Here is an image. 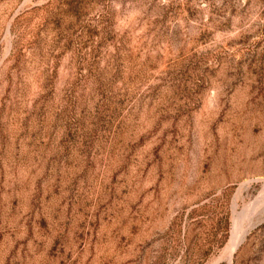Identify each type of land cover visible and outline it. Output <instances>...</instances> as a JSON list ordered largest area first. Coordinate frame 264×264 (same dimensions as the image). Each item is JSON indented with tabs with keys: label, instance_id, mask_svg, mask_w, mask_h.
Returning a JSON list of instances; mask_svg holds the SVG:
<instances>
[{
	"label": "rangeland",
	"instance_id": "1",
	"mask_svg": "<svg viewBox=\"0 0 264 264\" xmlns=\"http://www.w3.org/2000/svg\"><path fill=\"white\" fill-rule=\"evenodd\" d=\"M263 213L264 0H0V264H264Z\"/></svg>",
	"mask_w": 264,
	"mask_h": 264
},
{
	"label": "bare ground",
	"instance_id": "2",
	"mask_svg": "<svg viewBox=\"0 0 264 264\" xmlns=\"http://www.w3.org/2000/svg\"><path fill=\"white\" fill-rule=\"evenodd\" d=\"M260 200V199H259ZM261 200H262V198H261ZM250 210V209H249ZM253 212V211H252ZM254 212H255V210H254ZM257 212V211H256ZM251 213V212H250ZM260 213V212H259ZM256 214V213H255ZM248 215H250V214H248ZM252 215H253V213H252ZM258 213H257V218H258ZM262 215V214H261ZM263 215H264V213H263ZM253 217V216H252ZM255 218V217H254ZM257 218H255L256 220V222H258V219ZM260 218L262 219V217L260 216ZM246 220V219H245ZM250 220H251V218H250ZM255 221H254V225H255ZM240 222V221H239ZM250 223H251V221H250ZM237 223H235V225H236ZM240 224V223H239ZM245 224H246V221H245ZM252 224H253V222H252ZM257 224V223H256ZM235 225H234V227H235ZM233 228V227H232ZM234 229V228H233ZM242 229L240 228V227H237V225H236V228L234 229V235H233V237H232V240H231V242H230V244H229V246H228V248L226 247L225 248V250L227 251L228 250V256H227V258H228V263L229 264H232V258H233V255H234V253H235V251L237 250L236 248H237V246H238V244H239V242H240V240H241V238H242V236L243 237H245V235H243L244 233L241 231ZM243 230H245V229H243ZM248 230V229H247ZM249 232V231H248ZM248 234V233H247ZM225 250H224V254H225ZM222 258V257H221ZM219 260V259H218Z\"/></svg>",
	"mask_w": 264,
	"mask_h": 264
}]
</instances>
